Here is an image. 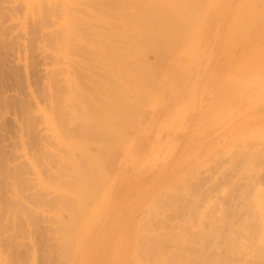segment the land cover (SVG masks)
Wrapping results in <instances>:
<instances>
[{
    "label": "rangeland",
    "instance_id": "1",
    "mask_svg": "<svg viewBox=\"0 0 264 264\" xmlns=\"http://www.w3.org/2000/svg\"><path fill=\"white\" fill-rule=\"evenodd\" d=\"M50 1L52 0H0V264H100L107 261L109 251H113L110 263L115 264H232V250L237 247V252L241 253L249 236L243 218L245 216L241 217L239 209L246 214L247 210H244L249 208L246 205L256 204L255 201L262 199V195L258 193L264 192V132L257 133L264 128V0H199L200 5L197 3V8L191 13H197L193 16L196 24L199 22L200 25L194 30V43L186 48L185 55L188 56L183 59L175 57L169 63L177 65L172 67L174 76L166 71L168 61L162 59V63L152 74L157 87L148 89L140 105L132 109L130 119L125 118L128 124H122L124 129L123 126L119 127L122 123L119 124V121H123L119 116L118 121H115L119 126L112 121L116 112L121 110L117 111L113 107L116 111L112 117L111 112L114 110L107 107L108 110L102 105L105 110L99 104V99L105 103L111 99L105 98L108 96L104 94L103 99L96 97L101 95L100 92L91 90V84L101 80L100 76L97 78L100 74V71L97 74L98 70H101V74L103 72L99 55L93 59L91 56L87 57L92 52L83 37L85 43L79 35L77 39L76 36H65L70 35L72 29L78 26L89 34L92 27L93 35L96 36L103 29L100 24H105L102 23L104 18L110 22L106 16L115 15L112 17L117 19V13L111 7L105 8L106 13L107 10H112L114 14H106L105 9L100 8L98 18L96 11L99 8L94 14L96 6L89 7L93 0H75L73 4L68 0H53L56 4L54 6ZM94 1L100 4L99 0ZM126 1L129 3V0ZM196 2L198 1H193ZM66 3L71 6L68 8ZM66 6L68 10L74 11L71 12L72 15L68 13L70 10ZM48 8H51V12ZM82 11L88 14L85 12L86 17L83 15L86 18H83L84 24L77 26L73 20L78 16L81 18L78 13L81 14ZM101 12H104V18ZM74 14L78 15L73 16ZM124 14H128V10ZM87 16L91 18L89 24ZM123 17H118V20H123ZM61 20H66L67 24L61 23ZM68 20H72L74 25ZM118 20L119 24L122 23ZM112 21L115 23L116 20ZM58 23L65 25L64 29L59 28L62 25L59 26ZM68 24L70 27L72 25L71 30L67 29ZM111 24L110 22V27H106L110 31L104 26L105 29L101 32L110 34L111 38L108 40H112V44L122 50L126 42L122 37L120 39V25L128 30L133 28L125 25L127 23L119 26ZM114 26H117L119 34L114 31ZM65 31L68 33L65 34ZM64 37L71 38L67 40L73 39L78 49L75 44L76 49L72 46L69 48L67 45L73 43L67 40L68 44H64ZM105 38L104 42L108 41ZM98 40L99 38V45L106 44L101 42L103 40ZM82 43L83 48L89 47L87 52L80 49ZM93 47L96 48L95 45ZM84 60L93 66L86 65L94 68L89 71L86 67V73L91 77L95 73L97 75L91 80L74 76V71L85 63ZM97 67L100 69H96ZM68 77L82 83L80 91L86 85L90 97L92 92L95 110L90 112L91 115L94 114L90 117L95 116L96 119H91L100 120L91 123L95 125L94 129L98 134H101L104 124L110 122L103 121L101 126V121L111 116V123L114 122L122 131L119 132L113 124L108 131L117 128L115 131L122 133L121 135L115 132L117 137L115 138L114 133V139H110L104 131L102 134L106 135L105 138L99 134L95 139L98 135L96 132L93 133L95 137L90 136L94 137L95 142L91 141L93 138L90 139L89 135H83L85 133L80 131L83 128L76 124L82 117L84 121L85 116L80 114L78 120L75 114L74 119L71 117V111L79 115L81 110H76V107L78 104L81 107V97H78L80 94L77 87L73 91L68 90L67 80L64 81ZM123 77L131 78V73H126ZM210 79H213L212 83L215 85L212 95L216 91L221 98H217L218 101L226 107L216 106L217 114L205 119L206 131L202 136L195 138L196 140L191 138L193 142L184 138L174 168L165 175L157 169L149 168V164L142 160L126 164L131 150L137 149L140 152L132 155H141L158 148L160 142L153 138L155 120L163 116L166 105L181 96L185 86L188 88L190 84L192 93L199 92L201 84ZM73 94L71 100L68 99ZM131 96L133 99L132 94ZM78 101L80 103L76 104ZM96 108L98 112L101 109L107 112L102 113L107 118L100 117L101 113L98 112L97 115ZM181 109L183 107L179 106L176 111L180 112ZM97 122L102 127L101 131L97 129ZM81 125L84 127V124ZM74 126L80 129H75ZM163 128L160 126L157 133L161 134ZM91 133L89 131L88 134ZM107 134L112 137L113 133ZM100 136L102 137L99 138ZM83 138L84 142L81 140L78 146L76 141ZM105 140H111L107 144L110 148L104 147L107 151L104 149L101 155V160L104 161L101 164L105 165L100 166L104 170L100 169L102 176L99 173L100 179L97 177L98 180L95 181L98 184L95 186L97 195L92 198L89 195L82 203L77 199L73 200L74 197L69 198L66 190L78 180L70 162L86 158L85 148L97 141L103 144ZM242 140L246 143L241 142ZM238 142L240 145L237 146ZM67 144L74 147L70 148ZM104 144L103 146L106 145ZM241 145L243 146L240 147ZM80 151L86 152L82 155L84 158ZM103 154L107 155V159ZM67 157L72 160L69 162ZM186 169L187 173L191 171L188 175L184 173ZM71 170H74L73 174ZM251 175H256V183L253 182V177H249ZM241 185L243 188L240 190ZM104 194L109 199L106 203H100ZM253 196L261 198L257 197L255 200ZM230 197L232 199L229 201ZM68 198L69 202H66ZM233 209L238 211V214L234 213L238 215L236 221L232 219ZM234 225L238 231L233 229ZM121 227L124 232L120 233ZM90 232L97 233V239L91 245L90 253L80 257V249ZM107 234H111L112 238L105 239ZM130 235L137 239L133 242V253L129 254V248H123L129 244ZM117 241L118 246H115ZM117 248H122V252L116 251ZM241 255L238 256L239 261L243 259Z\"/></svg>",
    "mask_w": 264,
    "mask_h": 264
},
{
    "label": "bare ground",
    "instance_id": "2",
    "mask_svg": "<svg viewBox=\"0 0 264 264\" xmlns=\"http://www.w3.org/2000/svg\"><path fill=\"white\" fill-rule=\"evenodd\" d=\"M99 1H100V4H96V3H94L95 1L93 0L92 3L95 4L94 6L92 3L91 4L89 3L90 4L89 7L91 6V7L95 8V6H96L95 10H93L94 12L96 11L97 8H99V10L97 9V11H96L99 14L97 16L98 18H100L99 12L102 8L108 9V7H111L115 10L113 12L117 13L116 16L122 18L125 15L123 17V20H121L122 23H120V24L127 23L125 25H127L129 28H133L131 30L130 29L128 30V28L127 27L125 28L124 25L122 27L117 22L118 17H117V19L112 17L115 15H111V17L108 15L106 16L107 18L109 17L108 21H110L112 23L111 26H113V24H118V26L120 25V28H121L120 32H122V34H123V35L122 34L120 35V39L122 37L123 41L125 39V42H126V43H124V45L122 42V45H123L122 50L121 49L119 50L118 46L112 44V42H113L112 40H108L111 38L110 34L107 35V33L101 32V31H104V29L106 27H108L110 24V22H107V20H105L106 18H104V16H105L104 12L106 13V9H105V11L102 10L104 12H101V13H103L102 15H103V18L105 20V22H104V20L102 21V15H101L100 20L102 21V23H105V24H100L103 26L102 27L103 29L100 30L101 35H100L99 31H98L99 33L97 34L96 29H94V31L96 33V36H94L95 34L92 30V27H91V33L92 34L91 33L89 34L85 30H81V27H79L78 25L81 26L82 23L84 24V22H82V21H84V19H86L85 17L88 14V12L82 11L81 14L78 13L79 15H81L80 16L81 18H78L79 16L77 17L78 19H81V21L78 20L77 18L75 19V21L73 20L74 24H76L78 27H75L72 29L73 33L70 32L69 33L70 35H65V36H71L72 35V36H74L73 38H75V36H76L75 39H77V37L80 36L81 39L83 37L86 40V44L88 46L90 45L89 47L92 48L95 45L96 48L93 47L94 48L93 50L91 48H89L88 46H86L87 48H83V45H84L83 43H85V40L82 39L84 42L81 45L82 48H80V49L85 50V51L89 48L90 49L89 51H91L92 53L91 52H88V53H91L94 56L92 57L91 54L90 55L87 54V57L91 56V59H93V58L98 57V55H99L100 62L102 63V65H101L102 66L101 69L103 71L102 74H101V70H98L97 74L100 71V74H98V76L95 75L96 73L95 74L93 73L95 77L97 76V78L100 76L101 78H99V79H101V80L93 82L90 87H92L91 88L92 92H94L96 90L98 92H100L101 95L97 92L100 96L96 95V97H99V98L101 97L103 99L102 96L107 95L108 97L105 96V98L111 99V100L107 99L108 102L106 100L107 103H105L103 100L97 98V99H99V101H101V102H99L98 100H96L99 102V104H101V108L103 107V109H105V107L106 108L108 107V108L113 109V110H114V108H116L117 111L121 110V112H116V115H114L115 118L112 115H113V113L115 114L116 109L114 111L112 110L113 112H111L112 113L111 116L113 117L112 121H114V122L118 119L117 116H119L120 120L123 119V121H119V124H120V122H122L120 124L121 126H119L118 122H115L118 124V126L120 128H122V126L125 123H126V125L128 124V122H125V118L127 117L128 119H130L131 114L133 113V110L136 109L140 105L141 99L144 98V96L147 93V90L148 89L152 90V89L157 87V83L155 82V79L153 78L152 74H153L155 68L158 67L159 64L162 63V59L164 61H168L167 65H166V68H167L166 71L170 72L172 74V76H174L175 72L172 70V67H177V65H169V63L175 57H178V59L179 58L183 59V58H186V56H188V55H185L186 50H187L186 48L189 45H192L194 43V35L196 33V32L194 33V30L198 29V26L200 25L199 22H198V24H196V18H194L195 16H193V15H196L197 13L193 14L191 12H192V10L197 8V5H200L199 4L200 1L199 0H129V3L126 0H124V1H122V0H105L104 2H102L103 0H99ZM193 1H198V2L193 3ZM68 2H71V4H73V2H76V1L75 0L74 1L68 0ZM192 3L195 5H193ZM201 3H202V1H201ZM50 4L53 6L56 5V4H54L53 0L50 1ZM50 4H48V5L50 6ZM71 4H70V6H71ZM67 5L69 8L70 7L69 4H67ZM192 5L194 6V8ZM191 6H192V8H191ZM128 7H130V10ZM45 8H47V7H45ZM65 8L68 10L67 6ZM126 8L128 10V14H124L127 12ZM48 9H46V12ZM123 10H124V13L122 14ZM91 11H92V9H91ZM109 11H110V9H109ZM111 11L108 12V10H107L106 14L113 13ZM50 12H51V10H50ZM71 12L73 13L74 11L70 10L68 13L70 14ZM85 12H86V15H84ZM96 12L94 14H96ZM72 13H71V15H72ZM78 14H74L73 16H77ZM120 15H122V17ZM62 16L65 17L64 19H67V17L65 15H62ZM111 18L113 20H116L115 23L112 21ZM89 19H91V18H89L87 16V20H89ZM239 20H241V19H239ZM65 21L66 20H64V21L61 20L60 22L67 24V21L66 22ZM70 21H69V23L74 25L72 20H70ZM77 21H79L80 24H79V22H78V24L75 23ZM118 21L121 22L120 20H118ZM123 21H125V22H123ZM87 22H88L87 24H89V22H91V21L89 20ZM106 22H107L108 26L106 25ZM239 22H241V21H239ZM60 24L58 23L59 26H60ZM70 24H68V26H66V27H68L67 29L71 30L72 25L70 27ZM104 26H105V28H104ZM64 27H65V25H62L59 28L64 29ZM114 27L115 28H113V27L112 28L114 29V31L116 33H118L116 31L117 26H114ZM99 28H98V30H99ZM122 28L123 29L125 28V29L123 30ZM67 29H65V30H67ZM106 29H109V28H106ZM70 30H68V31H70ZM110 30L111 29H109L108 31H110ZM62 31L64 32V30H62ZM108 31H106V32H108ZM118 31H119V29H118ZM66 33H68V32L65 31V34ZM61 35L64 36V34H61ZM77 35H79V36H77ZM102 35H107L108 38H105L107 36L104 37ZM72 36H71V38H72ZM97 36H99V37H97ZM56 37L58 38V36H56ZM102 37H104L105 40H108V41H105L107 45L106 44L99 45V42H100L99 40L104 39ZM64 38L65 39L62 38L63 40H65L63 42H64V44L66 43V45H67L68 43L66 42V40L68 38L69 39H71V38L70 37H64ZM96 38L97 39L99 38V40H98L99 42H97ZM95 39H96V41H95ZM72 40H67L70 43H73L70 45L68 44L67 46L68 47L72 46V48H75L74 46L76 45V48H77V44H75L74 40L72 42ZM101 42H104V40ZM108 42H110V44ZM79 44L80 43H78V45ZM91 44H93V45H91ZM255 46H257V45H255ZM66 47H63V48H66ZM249 47H251V46H249ZM69 48H71V47H69ZM69 48H66V49H69ZM253 48L254 47H252V49ZM252 49L250 51H253ZM59 50H60V47H59ZM82 50H81V52H82ZM246 51L248 52V48H246ZM246 51H244V52H246ZM257 51H259V50H257ZM244 52H243V55H245ZM250 54H253V53H250ZM82 55H83V53H82ZM83 56L86 57V55H83ZM254 56H257V55H254ZM89 58L88 59L86 58V59L89 60ZM83 62H85L84 63L85 65L80 64L81 67L80 68L78 67L79 69L76 72L74 71V76L80 77L82 79L83 78H88L90 80L93 79L94 76L91 77V75L87 74L85 71L86 67H87L86 69H88L89 71L90 70L93 71L94 70V68H92L93 65L88 63L89 61L87 62L84 60ZM90 62H91V60H90ZM141 62L144 64H141ZM86 64H88V65L90 64L92 66L89 67L90 65L88 66ZM96 66H98V65H96ZM98 68L99 67H97L96 69H98ZM96 69H95V72H96ZM147 70H149V73L147 72ZM126 73H131V78L125 79L123 76ZM106 74H108V75H106ZM66 80H67L66 86H67L68 90L71 91L72 89L74 90L75 87L78 88L77 89L78 94H80V96L78 95V97L79 98L81 97L80 100L82 101L81 107H78V106H80V104H78L80 102L78 101L76 103V104H78L76 107L78 109L75 108L78 111L81 110L82 113H81V111H79L80 113L78 112L79 115H77L76 113H72V111H71V115L73 114V116H71V115L70 116L72 118L77 116L76 120H78V116L80 118L83 114V116H85L84 121H83V117H82V120L80 118L78 120L79 123L77 122V124H76V122H75V124L76 125L79 124L78 127L81 126V128H83L80 130V131H83V133H85L83 135L87 134L86 136L89 135V137L90 136L95 137V135L93 133L97 132L96 134H98V131L96 129H94V128H96L95 125H92L91 123H93L92 121L100 122V120L99 119L94 120V119H96L95 116L90 117V116L94 115V114L91 115V113H92V111L95 110L93 107V104L95 105V103H94L95 101L91 98L93 96L92 92H91L92 96L90 97V93H89L90 91H88L85 88L86 85L85 86L83 85L84 87L82 86V89L83 88L84 89H83V91L82 90L80 91L79 89L81 88L80 86L82 85V83L81 84L79 82L77 83L75 81V79L72 77L65 78L64 81H66ZM212 80L210 79L208 81L203 82V84H201V86H202L201 91H199V92L193 91V93H192L190 84H189L188 88L185 86L183 88L184 90L182 89L184 92L181 94V96L176 97L172 102L167 104L165 107V113L163 114V116L160 118H157L155 120L156 130L153 134L154 135L153 138L159 140L160 145L158 146V148L154 151H151L150 153L145 154V152H144V154H141V155H132V154H136V153H140V152H138L137 149L131 150L127 155L126 164H133L135 161L138 162V160H142V161H145V164H149V168L157 169L158 171L167 175L170 172V170L174 168L175 161H177V159H178V153L179 154L181 153L180 149H181L182 145L184 144L183 143L184 138L195 139V138L199 137L200 135L202 136L204 134V132L206 131L205 119L206 118H212L217 114L216 111L218 110V108H216V106L217 107H226L225 105H222L220 101H218V99H221V98L217 95L216 91L212 95V92L215 88V85L212 83ZM193 82L195 83V81H192V83ZM225 83H227V82H225ZM148 85H149V87H148ZM75 92H73V93L75 94ZM70 93H72V92H69V94ZM74 94L70 95L68 99L71 100L70 97H73ZM131 94L134 97L133 99L130 98ZM75 96H77V95L75 94ZM93 98H95V97H93ZM75 101H77V99H75ZM130 104H132V105L129 106ZM242 104H240V105H242ZM102 105H105V107ZM179 106L183 107V109H181L180 112L176 111ZM95 107H97V106H95ZM97 108L100 109L99 107H97ZM73 109H71V110H73ZM98 109H97L96 113L99 111ZM103 109L100 110L101 112H98L99 114L101 113V115H99V116L100 117L104 116L105 118L111 117V116L106 117L105 114L102 116V113H107L105 111L103 112ZM98 113H97V115H98ZM74 114H75V116H74ZM80 114H81V116H80ZM108 114H109V112H108ZM91 118H94V119L92 120ZM108 118H107V120H104V119L102 120V118H101V120H102L101 126L103 124V121H105L104 123H106V121H110L109 123L107 122L106 124H104L105 125L104 128H106L107 131H106V129L100 127V124L98 122H97V124L99 125L98 126L99 128H97V129L100 130V128H102L101 134L99 133L100 135L103 136L102 133L106 132L105 134L108 135L107 136L108 138L110 137V139H114V133L116 132V133H118V135H121L122 133H119V132H121L122 130L121 129L119 130L118 126H116V124L114 122L111 123V118H109V119ZM80 122H81V124H84L83 125L84 127H82ZM123 122H125V123H123ZM94 123L96 124V122H94ZM112 124L118 128L119 132L115 131V129L117 130V128L112 129L113 130V131L111 130L112 132L108 131L113 127ZM75 126H74L75 129H80V128H77ZM91 126L93 127L94 130L92 129ZM160 126L164 127L161 134L157 133ZM215 126H217V125H215ZM90 127H91V130H90ZM213 128H215V127H213ZM123 129H124V126H123ZM221 129H219V130H221ZM263 129L261 128L262 131L260 130L257 133L264 132ZM84 130H85V132H84ZM89 131L92 132L91 134H93V135L88 134ZM107 132L113 133V134H111L112 137L110 136V134H107ZM251 132H252V130L249 133H251ZM116 133H115V135H116ZM174 133L176 136L174 135ZM99 134L96 135L95 139L99 136ZM105 134L103 136L104 138L106 136ZM102 136H100L99 138H101ZM81 137H82V135H81ZM83 137H85V136H83ZM94 137H90V139L93 138L91 140L93 142L96 141V140L94 141ZM116 137H117V135L115 136V138ZM258 137H259V135H258ZM85 139H87V137H85ZM85 139L83 138V139L76 141L77 142L76 144L78 145V142H82ZM193 139H191V142H193ZM106 140H105V142H103V144L104 143L106 144V145L104 144L105 146H103L102 143H99L98 142L99 140L96 143H94L93 145H89L87 143L89 146L87 148H85L86 150H84L87 152V154H86V152L84 153V152L80 151V153L81 152L83 153V154L81 153V157H82V155L86 154V158L82 157L85 159V161H84V159H81V160H79L80 163H78L79 161L77 162L75 160H72V159H70V157L66 158V160L70 159L69 162L72 160V162H70V164L72 163L71 165L74 168L71 167V169H75V171L74 170L73 171L75 172V176L78 177V180H77L78 182L76 181L75 182L76 184H74L72 186L69 185V187L66 190L68 192L67 196L69 198L74 197V198H72L73 200L77 199L79 202L82 203V201H84L89 195L91 196V198L93 196L97 195L96 192L98 190H96L95 186H97L98 184L96 185L95 181L100 179L99 177L102 176L101 175L102 173H100V172L102 171V169L104 170V168H102V169L100 168V166H102L104 164V163L101 164L102 162H104L103 160H101L102 159L101 155H102L103 151H105L104 149L110 148V145H107V144H110L109 141H111V140H108L107 141L108 143L106 142ZM243 141H245V140H242L241 142H243ZM88 142H90L89 138H88ZM239 142L237 144L236 143L235 144L238 146V145H240ZM72 143L73 142H71V144ZM126 143H128V142H126ZM243 143H246V142H243ZM81 144L87 146V144H84V143H81ZM235 144H234V146H236ZM68 146L70 147V145H68ZM72 146L73 145H71V147ZM242 146L243 145H241L240 147H242ZM104 147H106V148H104ZM123 147H124V145L121 148L123 149ZM234 148H236V147H234ZM107 149H106V151H107ZM226 150H228V149H226ZM104 154H105V152H104ZM104 154H103V156H104ZM104 157H105V159H107V155H105ZM134 157H137V158L133 159ZM78 159H80V158H78ZM82 160H83V162L81 163ZM196 167H198V166H196ZM192 168H190L191 171L195 170L194 168L192 170ZM100 169H101V171H100ZM187 169H189V168H187ZM187 169L184 172V173H186L185 175H188L189 172H191V171H189L187 173ZM73 171H72V174H73ZM99 173H100V176H98ZM252 175L249 177L252 178L253 177ZM256 175L253 177V180H254L253 182H255V180H256V179H254L256 177ZM97 177H98V179H97ZM183 177H184V175H183ZM253 184H252V186H253ZM90 188H93V190H90ZM242 188H243V186L241 185L239 189L241 190ZM61 191H62V189H61ZM238 192H237V195H239ZM246 192H245V194H246ZM263 193L262 194L258 193V195L259 194L262 195V199H260V201L262 200L261 203L259 200L255 201L256 204H253L254 206L252 204L250 205V203H249V206H248V204L246 205L247 207H249L248 209H245L247 207L244 205L245 206V208L243 207L245 209L244 211L247 210L246 214L244 213L245 215L243 214V210H240L241 208L240 209H239V207L237 208V209H239V213H240L241 217L245 216L243 218L245 220V227L249 233V236H248V240L245 243V246L241 250V253H240V251L237 252V249H236L237 247H234L236 244H234V246H233L234 249L232 250L233 253L231 254L232 255L231 256L232 264H239V263L240 264L241 263L242 264H264V206H263L264 204H262V202H264ZM256 195H254V196H256ZM254 196H253V199L255 198ZM236 197H238V196H236ZM241 197H243V196H241ZM257 197H259V196H257ZM65 198H63V199H65ZM69 198L66 200V202L69 200ZM256 198H255V200H256ZM259 198H261V197H259ZM108 199H109V197L107 196V194H104L101 196L100 203L101 202L106 203V201ZM230 199H232V198L230 197L229 201H230ZM242 199H240V200H242ZM242 201H240V202H242ZM227 202H228V200H227ZM229 205H228V207H229ZM235 205L237 206L238 204H235ZM233 206H234V204H233ZM240 211H242V212H240ZM234 213L238 214V211L234 210L232 212V215H233L232 219H233V221H236V220H238V218H237L238 215H235ZM241 220L244 221L242 218H241ZM235 225H234L233 229L236 228V230H237V226L235 227ZM219 227H221V226H219ZM231 227H232V223H231ZM230 229L232 230V228H230ZM216 230H219V229H216ZM221 230H222V228H221ZM233 231L235 232V230H233ZM121 232H124L122 227L120 228V233ZM109 245L110 244H107V246H109ZM114 245L118 246V241L116 243H114ZM240 255H241V257L243 256L242 261H239L240 259L238 256H240ZM80 264H83V263H80Z\"/></svg>",
    "mask_w": 264,
    "mask_h": 264
},
{
    "label": "crops",
    "instance_id": "3",
    "mask_svg": "<svg viewBox=\"0 0 264 264\" xmlns=\"http://www.w3.org/2000/svg\"><path fill=\"white\" fill-rule=\"evenodd\" d=\"M135 213L136 212H134V214L133 215H135ZM133 217V216H132ZM130 220H132L133 221V219L132 218H130ZM129 220V221H130ZM91 233V232H90ZM95 233V232H94ZM94 233H91L90 234V236H89V238L84 242V244L82 245V248L80 249V251H81V255H80V257H82V256H84L85 254H89L90 252H89V250H90V248H91V245L93 244V242H94V240H96L97 239V237H96V235H98L97 233L96 234H94ZM108 235V237H106L105 239H111L112 238V236H110L111 234H107ZM137 239V237L136 236H134V235H130L129 236V244L128 245H125V247L123 248V249H128L129 248V250H128V252H129V254L130 253H133V251H134V244H133V242H135V240ZM116 251H120V252H122V248H117L116 249ZM112 254H113V251H109V253H108V258H107V261H104V262H100V264H115V263H110V261H111V259H112ZM79 260V259H78Z\"/></svg>",
    "mask_w": 264,
    "mask_h": 264
}]
</instances>
